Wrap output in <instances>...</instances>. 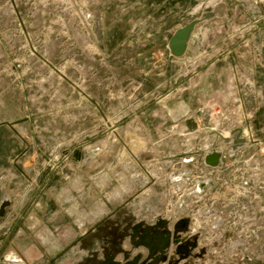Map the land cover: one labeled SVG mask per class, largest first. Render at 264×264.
<instances>
[{"label":"rangeland","instance_id":"obj_1","mask_svg":"<svg viewBox=\"0 0 264 264\" xmlns=\"http://www.w3.org/2000/svg\"><path fill=\"white\" fill-rule=\"evenodd\" d=\"M1 147L0 264H264V0H0Z\"/></svg>","mask_w":264,"mask_h":264},{"label":"water","instance_id":"obj_2","mask_svg":"<svg viewBox=\"0 0 264 264\" xmlns=\"http://www.w3.org/2000/svg\"><path fill=\"white\" fill-rule=\"evenodd\" d=\"M224 14H225L224 5L220 3L217 4L211 11L203 12L202 14H200L199 17L193 18L182 27L177 28L168 39L166 45L169 56L172 58H181L185 54L188 48V44L194 32L195 27L215 17H223ZM214 135L218 136L223 143L231 144L230 148L232 151L236 150L237 148L245 144V139L243 138V131L241 129H234L233 131H231L229 138H225L217 133ZM211 136L209 137V140L211 139ZM213 146L214 145L212 144L205 145L206 151L203 156V164L209 168L218 167L222 158V152L216 146L215 147ZM199 187H201V184L199 185ZM5 204L7 205L8 202H4L1 205L0 211Z\"/></svg>","mask_w":264,"mask_h":264},{"label":"crops","instance_id":"obj_3","mask_svg":"<svg viewBox=\"0 0 264 264\" xmlns=\"http://www.w3.org/2000/svg\"><path fill=\"white\" fill-rule=\"evenodd\" d=\"M189 21H190V20H189ZM189 21H188V22H189ZM185 24H186V23H185ZM185 24H184V25H185ZM201 25H203V24H199V25H197V26L195 27L194 32H193V34H192V36H191L190 42H191V40H192V37H193L195 31L197 30V28L201 27ZM182 26H183V25H179V26H177V27L173 30V32H174L177 28H180V27H182ZM190 42H189V43H190ZM188 45H189V44H188ZM235 45H236V44H235ZM235 45H234V46H235ZM188 47H189V46H188ZM187 51H188V48H187L185 54H184L181 58H170L169 63H171V64H177V63H179L180 61H182V60L186 57ZM221 62H228V64H230V65H231V64H237V63L239 64V63H240L239 60H235V59H234V57L232 56L230 50H227L226 53L219 54L218 56H215L212 60H209V63H210V64H213V65H216V64L221 63ZM0 152L3 153L2 147L0 148ZM0 163H2V162H0ZM0 202H2V203H4V202H8V203H9L10 200L7 198V199H4V200H1Z\"/></svg>","mask_w":264,"mask_h":264},{"label":"flooded vegetation","instance_id":"obj_4","mask_svg":"<svg viewBox=\"0 0 264 264\" xmlns=\"http://www.w3.org/2000/svg\"><path fill=\"white\" fill-rule=\"evenodd\" d=\"M154 233L156 234V231H154ZM166 243H167L166 239L160 234L153 237V245H154L153 248H160V249L164 248V249H166V247L163 246V245H166Z\"/></svg>","mask_w":264,"mask_h":264},{"label":"built area","instance_id":"obj_5","mask_svg":"<svg viewBox=\"0 0 264 264\" xmlns=\"http://www.w3.org/2000/svg\"><path fill=\"white\" fill-rule=\"evenodd\" d=\"M203 156H204V155H203ZM221 161H222V158H221ZM220 164H221V162H220ZM220 164H219V165H220ZM202 165H203L204 168H207V169H212V170L217 169V167H216V168H209V167H206V166L203 164V157H202ZM218 167H219V166H218ZM203 186H204L203 183L201 184V187L198 186V187H197V191H198V192L202 191L201 189H202ZM200 188H201V189H200Z\"/></svg>","mask_w":264,"mask_h":264},{"label":"bare ground","instance_id":"obj_6","mask_svg":"<svg viewBox=\"0 0 264 264\" xmlns=\"http://www.w3.org/2000/svg\"><path fill=\"white\" fill-rule=\"evenodd\" d=\"M225 134H226V133L223 132V135H222V136L225 137V138H229V137H230V132H229V135H228V136H225Z\"/></svg>","mask_w":264,"mask_h":264}]
</instances>
